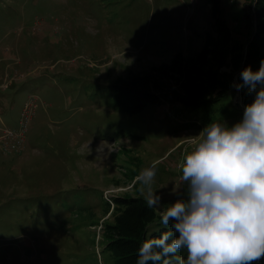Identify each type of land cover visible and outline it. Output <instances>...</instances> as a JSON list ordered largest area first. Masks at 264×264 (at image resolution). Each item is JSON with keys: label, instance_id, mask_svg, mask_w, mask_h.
I'll use <instances>...</instances> for the list:
<instances>
[{"label": "rangeland", "instance_id": "obj_1", "mask_svg": "<svg viewBox=\"0 0 264 264\" xmlns=\"http://www.w3.org/2000/svg\"><path fill=\"white\" fill-rule=\"evenodd\" d=\"M250 1L219 0L241 43L252 33ZM211 3L0 0V264H115L102 238L112 222L104 202H147L136 177L152 165L158 216L188 199L180 165L210 122L242 118L236 79L207 108L162 102L136 114L119 84L177 53H198ZM161 228L158 218L147 237Z\"/></svg>", "mask_w": 264, "mask_h": 264}, {"label": "clouds", "instance_id": "obj_2", "mask_svg": "<svg viewBox=\"0 0 264 264\" xmlns=\"http://www.w3.org/2000/svg\"><path fill=\"white\" fill-rule=\"evenodd\" d=\"M240 77L234 87H246L253 101L232 126L210 122L202 129L180 165L188 199L160 213L159 223L171 229L145 240L136 264H253L264 258V60ZM156 174L152 165L136 177L149 207L160 206ZM181 251L186 257L176 255Z\"/></svg>", "mask_w": 264, "mask_h": 264}, {"label": "trees", "instance_id": "obj_3", "mask_svg": "<svg viewBox=\"0 0 264 264\" xmlns=\"http://www.w3.org/2000/svg\"><path fill=\"white\" fill-rule=\"evenodd\" d=\"M250 8L246 18L247 24L253 25L252 33L246 43H241L233 39L231 28L221 17L219 0H212V29L206 32L198 53L188 58L177 53L168 63L153 65L119 84L121 102L128 112L140 113L147 105L162 102L191 109L207 108L231 93L234 79L237 84L242 83V70L250 67L257 71L264 60V0H251ZM241 96L243 107L254 99V93L249 94L246 87ZM110 210L112 222L102 226V238L115 264H136L139 246L171 229L170 224L147 237L149 226L159 216L140 197H113L111 204L104 202V214Z\"/></svg>", "mask_w": 264, "mask_h": 264}, {"label": "water", "instance_id": "obj_4", "mask_svg": "<svg viewBox=\"0 0 264 264\" xmlns=\"http://www.w3.org/2000/svg\"><path fill=\"white\" fill-rule=\"evenodd\" d=\"M235 104H236V105L239 104V99H238V98L236 99Z\"/></svg>", "mask_w": 264, "mask_h": 264}, {"label": "built area", "instance_id": "obj_5", "mask_svg": "<svg viewBox=\"0 0 264 264\" xmlns=\"http://www.w3.org/2000/svg\"><path fill=\"white\" fill-rule=\"evenodd\" d=\"M107 201H109L111 203L110 199H108Z\"/></svg>", "mask_w": 264, "mask_h": 264}]
</instances>
